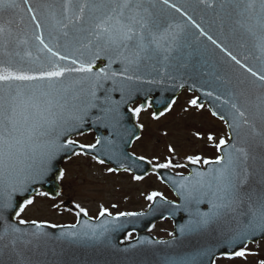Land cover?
<instances>
[{
    "label": "snow or ice",
    "instance_id": "1",
    "mask_svg": "<svg viewBox=\"0 0 264 264\" xmlns=\"http://www.w3.org/2000/svg\"><path fill=\"white\" fill-rule=\"evenodd\" d=\"M185 88L199 93L185 112L207 104L227 128L219 138L193 133L214 157L190 154L180 162L171 144L163 162L128 152L125 144L142 139V114L151 110L159 121ZM88 125L108 134L80 142L75 137ZM65 158H90L107 174L122 171L137 182L145 175L134 169H144L176 193L180 203L147 194L149 211L163 203L171 215L187 213L177 231L201 242L133 264H247L250 257L264 264L249 247L264 239V0H0V264H70L66 246L103 244L124 221L148 214L113 215L100 205L92 223L75 203L74 224L24 218L38 198L63 196ZM185 168L187 176L160 174ZM50 181L60 190H43ZM51 207L59 211L62 203ZM144 243L171 242L130 247Z\"/></svg>",
    "mask_w": 264,
    "mask_h": 264
},
{
    "label": "rangeland",
    "instance_id": "2",
    "mask_svg": "<svg viewBox=\"0 0 264 264\" xmlns=\"http://www.w3.org/2000/svg\"><path fill=\"white\" fill-rule=\"evenodd\" d=\"M192 98L194 95L182 93L172 112L159 121L152 120L150 113H143L140 122L145 125V131L134 149L135 153L163 162L168 156L167 146L171 144L176 148L177 159L185 160L190 154L214 157L215 149L203 140H197L193 133L199 132L204 136L210 133L219 138L226 134V126L212 117L206 108L203 112L194 109L185 112L187 101ZM165 131L167 136L163 135ZM66 171L68 177L63 182L64 197L74 204L80 203L89 214L97 215L100 205L112 211V204H116L115 209L119 211L143 210L147 205L145 196L154 191L170 197L169 190L156 176L137 182L128 175H109L104 166L96 165L90 159L77 158L67 165ZM129 198L132 203H127ZM53 203L50 200L37 199V204L26 211L24 218L46 219L57 224H69L75 219L71 213L53 209ZM161 229L167 231L169 227L162 226ZM253 250L259 251L264 257V243L255 246Z\"/></svg>",
    "mask_w": 264,
    "mask_h": 264
},
{
    "label": "water",
    "instance_id": "3",
    "mask_svg": "<svg viewBox=\"0 0 264 264\" xmlns=\"http://www.w3.org/2000/svg\"><path fill=\"white\" fill-rule=\"evenodd\" d=\"M195 31V29H193ZM205 43H209L206 41L205 38L201 37ZM211 46V45H210ZM218 52V50H217ZM220 55H223L222 53ZM183 91H188L190 94L199 95V93H193L189 91L187 88L181 89L178 92L177 99L179 98L180 94ZM207 106V104H206ZM132 123L135 121H130L128 126L131 127ZM87 133L95 132L98 135H107V131L102 127H93L91 125L86 126ZM133 144L128 145L125 144V149L130 152V149ZM67 162L62 160L59 163V167L63 168V164ZM145 168H149L150 166H145ZM122 172V171H121ZM120 172V173H121ZM134 174H141L148 176L144 169H134ZM160 174L164 177L175 176L171 171L168 169L160 170ZM160 177V176H159ZM179 178V177H177ZM161 180V179H160ZM167 184L169 187L170 185ZM61 188V186H60ZM171 188V187H170ZM43 190H60L57 188V185L53 182L46 183L43 186ZM172 190V188H171ZM173 191V190H172ZM174 192V191H173ZM176 194V193H175ZM180 203V200L179 202ZM207 207L206 205H201V209ZM155 208V212L145 211L148 213L144 217L137 218L135 223H128L124 221L125 227L114 231L109 234L108 240L103 244H96V245H88V246H74V247H65L64 249V259L69 261L70 264H133L135 261H144V260H151L156 261L160 256L164 254H178L191 251L194 246L198 245L201 240L200 238H184L181 237L179 232L177 231L179 226L184 224L188 219L187 213L184 212H177L175 215H171L167 209V207L163 204H156L153 205ZM165 217L171 218L176 225V239L175 240H168L171 242L170 244H140L136 249L130 247L131 244H137L138 240H152L155 241L151 236L147 234L149 231V227L155 224L159 220H164ZM82 219H89L88 217H83ZM92 223H98L99 221H95L91 219ZM127 232H136L138 234L139 239L136 240L134 243L128 244L124 243L125 236ZM264 240V239H261ZM157 241V240H156ZM260 241V240H259ZM128 248V251H122V249Z\"/></svg>",
    "mask_w": 264,
    "mask_h": 264
},
{
    "label": "flooded vegetation",
    "instance_id": "4",
    "mask_svg": "<svg viewBox=\"0 0 264 264\" xmlns=\"http://www.w3.org/2000/svg\"><path fill=\"white\" fill-rule=\"evenodd\" d=\"M147 113H150V111L149 112H147ZM88 138V139H87ZM95 138H96V136H95V134H93V133H90V134H87V135H84V136H77L76 137V139H78L80 142H83V143H94L95 142ZM87 139V140H86ZM139 144V142L138 143H136L134 146H133V148H132V151L135 153V151H134V149H135V147L137 146ZM136 154V153H135ZM82 159H85V158H82ZM90 159V158H89ZM74 160H77V158H74L73 160H71V161H68L67 163H66V165H65V167L64 168H66L67 167V165H69L71 162H73ZM86 160H88V159H86ZM180 162H183L182 160H179ZM186 162V161H185ZM173 171H177V172H180V173H182V174H186V173H188V170L187 169H172ZM120 176L121 175H128V176H130L131 177V179H132V176L131 175H129V174H127V173H121V174H119ZM148 179V178H147ZM147 179H144L143 181H147ZM143 181H141V182H143ZM170 192V191H169ZM169 196L170 197H167L168 198V200H171V201H176V199H175V196H174V194L172 193V192H170V194H169ZM39 199V198H38ZM70 199L68 198H65L64 197V189H63V196L62 197H60V198H58L57 200H55V201H52V202H54V203H68V201H69ZM131 201V198H129L128 200H127V203H129ZM130 203H132V201L130 202ZM149 201H147V205L144 207V209H146V208H148V206H149ZM144 209L143 210H134V211H132V212H143L144 211ZM110 210V209H109ZM204 210H207V207H205L204 208ZM122 211H126L125 209H123ZM127 211H129V210H127ZM112 213H113V215H115L116 213H118V212H120L119 210H116V209H113L112 211H111ZM90 216V215H89ZM90 217H94V218H97V217H95V215H91ZM76 220V219H75ZM75 220H74V222L72 221V222H70L69 224H74L75 223ZM67 224V223H66ZM162 226H168L169 227V229L167 230V231H164V230H162L161 229V227ZM175 233V224L173 223V220H171V219H166V220H164V221H160V222H158V223H156V225H154V227L152 228V230H151V232H150V234L152 235V236H154L155 238H157V239H160V240H167V239H173L171 236H169V233ZM126 238H125V240H124V242H123V244L124 243H128V244H131V243H133V241H135V239H137V234L134 232V233H132V237L131 238H128L127 236H125ZM262 243H264V242H260V243H256V244H251V245H249V247L251 248V249H253L255 246H258V245H260V244H262ZM256 262V258H254V257H250L249 259H248V261H247V264H255V262ZM217 264H244V262L243 261H240V260H235V261H225V260H218L217 261Z\"/></svg>",
    "mask_w": 264,
    "mask_h": 264
}]
</instances>
